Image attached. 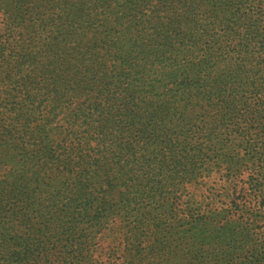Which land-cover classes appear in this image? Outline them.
Masks as SVG:
<instances>
[{
	"label": "rangeland",
	"instance_id": "rangeland-1",
	"mask_svg": "<svg viewBox=\"0 0 264 264\" xmlns=\"http://www.w3.org/2000/svg\"><path fill=\"white\" fill-rule=\"evenodd\" d=\"M83 1L0 0V264H264V209H255L264 207V200L237 198L254 209L232 211L221 192L229 173L239 184L247 173L244 145L238 132L230 130L233 119L219 115L214 103L191 102L192 96L209 90L199 86L206 75L198 78L188 69V61L201 57L194 46L192 53L172 57L158 45L154 51L164 54L153 58L127 36L117 38L120 51L133 56L131 66L120 80L106 78V85L138 90L141 100L158 111L156 131L142 135L122 128L100 143L94 130L82 133L88 143L82 157H75L85 164L80 182L62 166L38 178L34 163L25 161L33 153L29 133L37 129L44 127L49 148L68 144L70 139L59 133L66 127V105L82 102L76 96L53 98L46 89L53 71L47 55L34 52L39 35L64 34L73 26L69 42L85 50L94 37L112 38L117 22L131 20L128 15L119 18L128 5L145 11L144 0ZM146 1L160 3L163 18L177 2ZM179 1L192 19L209 26V33L220 34L223 44L231 42L234 54L254 51L252 45H241L249 34L241 25L249 13L260 18L264 39V0ZM79 8L86 13L83 22L70 19L69 13ZM218 23L225 30L217 31ZM192 26L191 38L203 36L201 27ZM189 45L183 40L181 48ZM21 46L27 48L24 53ZM21 56L25 62L18 76L26 75L25 81L5 87L1 71ZM106 64L112 71L113 64ZM67 77L59 84L65 92ZM184 89L191 91L190 102ZM14 111L29 117V124H16ZM69 182L72 191L66 188ZM67 221L70 229L63 227Z\"/></svg>",
	"mask_w": 264,
	"mask_h": 264
},
{
	"label": "trees",
	"instance_id": "trees-1",
	"mask_svg": "<svg viewBox=\"0 0 264 264\" xmlns=\"http://www.w3.org/2000/svg\"><path fill=\"white\" fill-rule=\"evenodd\" d=\"M85 1L87 0L83 2ZM176 1L171 5L174 10L164 18V9L160 3L149 5V2L144 0L145 11H136L134 7L128 5L119 18L121 20L125 15H128L131 16V20L127 24L122 21L117 22L116 35H113L112 38L110 35H98L85 50L79 44L69 42L74 30L73 26H70L64 34L54 31L45 37L39 35L38 43L32 45L35 47L34 52L36 54L44 52V55L48 57L50 71H53H51V86L46 89L53 98L67 96L73 99L76 96L81 98L82 102L71 101L66 105V110H68L64 119L66 127H61L59 131L60 134L63 133L70 139L64 147H47V137H43L42 133L44 127L29 133V138L34 140L33 153L30 156L25 155L24 158L26 162L34 163L38 178L47 174L51 176L54 174V167L62 166L68 167L74 174L71 178L79 179L80 182L81 176L85 172V164L79 163L81 161L76 160L75 157H82L84 153L82 148H85L88 143L85 139L86 135L82 136V133L88 135L91 130H94L100 143L104 142L108 136H112L113 133L118 135L122 128L128 131H139L142 135H149L150 132L156 131L157 122L155 119H157L158 111L152 107L149 101L141 100L138 90L128 87L120 89L117 84L111 85L114 88L106 85V78L112 77L115 80H120L122 76L127 75V72L124 71L127 69L126 67L131 66L133 56L130 51L122 53L117 44V38L127 36L134 46L142 47L143 53L148 52L152 54L153 58L159 57L161 53L164 54L154 51L158 45H162L165 52L168 51L172 57L184 52L192 53V46L202 52L197 61L191 59L187 66L198 78H203L202 76L206 75L207 79H203V82L206 83H200L199 86L206 85L209 90L202 91L201 96L200 92L192 96L194 101H191L192 97L188 95L191 91L184 89L182 94L187 93L185 98L189 100L188 102H194L195 106H198L201 100L208 104L214 103L215 110L219 115L230 116L233 119L230 130L238 132L247 156L245 158L247 168L245 179L240 184L233 183L234 178L229 173L228 178L226 177L227 188L221 191L228 198V210H246V208H249L248 211L253 210L254 208L252 209L250 204L245 202L240 204L235 201L237 198L245 196L251 197L255 202L263 203L264 39L259 36L260 18H254L256 15L249 13L250 19L242 21L241 25L248 29L247 34H249L243 37L241 45H252L254 51L249 52L246 49L247 52L241 57L240 51L234 54L231 42L224 40L223 44L217 38L220 34L209 33V26L207 27L199 20L192 19L184 9L185 4H180L179 0ZM69 15L71 20L83 22L86 13L79 8L70 12ZM220 21L223 22L224 19ZM196 25L201 27L200 33L203 36L193 39L190 36L189 28ZM184 26L187 29H184ZM216 26L219 29L217 31H223L226 28L223 23H218ZM230 29L232 30L233 27ZM186 39L190 44L188 50L181 48L183 40ZM3 47V50L8 48V46ZM20 50L24 53L27 48L21 46ZM217 50L219 55L217 53L215 55L214 51ZM24 62L22 56L19 59L14 57L10 64L5 65V71H1V81L5 87L11 88L13 84L16 85V82L25 81L22 78L26 75L18 76ZM107 62L113 64L112 71H110L111 69L107 70ZM34 63L35 66H38L39 59L35 58ZM115 66L122 68L116 69ZM66 75L68 82L66 81L67 91L65 92L59 84L62 77ZM61 91L64 93L61 94ZM246 93H249L247 98L244 97ZM144 103L146 105L141 109V105ZM194 105L192 108L195 107ZM238 105H240V111H238ZM12 117L16 124L28 125L30 122L29 117L24 118L16 111L12 112ZM21 136L25 137L26 134L23 133ZM69 184L70 182L66 188L68 191H72ZM73 186L75 187V185ZM70 204L72 205V201ZM71 205L67 209L71 208ZM255 209L262 210L264 207L262 204H258ZM63 227L70 229L71 225L67 221Z\"/></svg>",
	"mask_w": 264,
	"mask_h": 264
}]
</instances>
